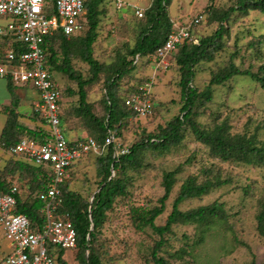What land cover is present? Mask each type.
I'll return each mask as SVG.
<instances>
[{"label":"rangeland","instance_id":"obj_1","mask_svg":"<svg viewBox=\"0 0 264 264\" xmlns=\"http://www.w3.org/2000/svg\"><path fill=\"white\" fill-rule=\"evenodd\" d=\"M123 1L126 5L122 9L117 8L116 0H104L100 5L104 11L94 43V56L101 63L113 62L119 50L125 52L126 46L134 43L137 33L135 26L145 16L139 17L132 5H138L145 12L152 2ZM235 2L236 0H172L169 12L172 19L180 21H188L194 15L204 13V20L195 30V35L201 38L212 35L218 29V22L211 20L212 12L227 9ZM11 19L12 17L0 16V24ZM224 25L227 31L222 39L223 47L213 60L201 62L196 67L193 84L200 91L209 84L214 72L228 66L232 56L241 70L257 72L263 62L257 57V51L264 50V13L256 10L249 11L248 14L236 12ZM5 50L6 47L0 45V57L4 56ZM177 52L176 50L169 55L168 66L158 70L154 78L152 112L145 118L131 116L124 120L120 130L112 131L117 151L130 148L147 134L156 133L159 126H166L181 113L183 99L179 85L180 72L176 64ZM72 64L85 78L90 76L89 65L80 58L72 57ZM154 76V56L143 59L133 72L121 80L119 95L127 99L130 94L140 92L144 84ZM54 77L62 90L63 111L71 115L65 119L67 135L71 139L95 137L71 109L76 104L78 95L69 94V90H78L76 82L59 72H54ZM105 79L106 75L102 74L97 82L88 87V99L99 116L105 113L102 100ZM213 88L212 100L198 106L196 120L200 125L210 128L215 122L226 120L233 133L257 130L259 139H264V90L260 84L246 75H237ZM16 96L19 99L18 105L14 100ZM39 101L40 94L32 86L15 83L11 90L8 80L0 79V135L8 117L6 110L30 113ZM44 125L47 130V123L44 122ZM143 156L141 168L128 170L126 194L117 197L113 208L107 212V219L97 242L102 252L103 264H154L152 250L160 237L149 226L137 228L132 211L134 208L158 205V199L164 194L163 173L181 164L183 166L177 175L178 182L166 202L165 211L157 217L156 224H164L181 183L188 176L199 173L203 167L212 168L214 173L220 172L222 178L230 179V183L202 197L186 199L179 208L187 211L215 201L223 202L227 218L215 225L193 256L184 254L182 258L171 255L180 250L188 251L187 242L194 240L197 228L195 225H174L173 231L165 235L166 241L159 254L170 264H264V237L259 234L256 220L259 202L264 199L263 168L232 161L224 162L211 157L208 148L196 140L190 128H186L183 141L169 152L163 154L149 150ZM18 159L23 158L12 155L0 145V170ZM96 159V155L89 154L70 170L67 180L69 190L81 193L90 201L101 180L97 173ZM23 174V180L19 181L15 177L12 182L20 187L25 196L30 192L27 186L29 178L25 172ZM7 176L11 181L10 174ZM203 178L204 175L201 174L200 179ZM8 246L0 228V264L10 251ZM77 250V247L65 250L63 259L67 264H79L75 257Z\"/></svg>","mask_w":264,"mask_h":264},{"label":"trees","instance_id":"obj_2","mask_svg":"<svg viewBox=\"0 0 264 264\" xmlns=\"http://www.w3.org/2000/svg\"><path fill=\"white\" fill-rule=\"evenodd\" d=\"M103 2L104 0L87 1L85 16L87 24L80 34L67 37L62 31H56L53 35L47 36L44 42L46 60L51 73L53 75L54 72L63 73L76 82L78 90L76 92L69 90V94L78 95V100L71 109L95 136L93 138L100 143L105 142L110 132L120 130L125 119L138 116L131 106L125 105L127 99L119 95L118 86L121 80L133 72L143 59L154 54L157 48L166 42L174 21L169 12L172 0H152L144 12V19L135 26L137 33L134 43L127 45L125 52L119 50L113 62L101 63L94 56V43L98 37L101 15L104 11L100 7ZM252 10L264 13V0H236L227 9H216L212 12L211 20L218 22V29L212 35L198 38V35H195V28L193 38L186 40L178 47L176 64L180 72L179 85L183 99L181 113L169 121L166 126H159L156 133L147 134L145 138L134 143L124 154L116 155L117 149L113 143L107 147L103 155H96L97 173L101 180L97 191L93 193L92 201L85 199L79 192L69 190L68 179L62 183L60 187L63 202L56 214L61 218L71 220L75 227L78 248L75 257L79 264H103L102 252L97 242L107 219V212L113 208L117 197L126 194L128 170L141 168L143 155L149 150L164 154L177 147L185 138L186 128H190L196 140L208 148L211 157L224 162L232 161L264 169V139H259L257 130L233 133L226 120L217 121L210 128L202 127L196 120L199 113L198 106L212 100L213 86L224 84L234 76L246 75L259 83L264 90V50L263 52L260 49L257 51V57L263 61L257 72L250 69L241 70L233 61L232 56L228 66L213 73L204 90L200 91L193 84L196 67L201 62L213 60L215 54L223 47L222 39L227 31L224 23L229 21L236 12L248 14ZM74 56L89 65V77L85 78L73 67L72 57ZM102 74L106 75L102 97L105 113L99 116L94 112L93 104L88 99V87L97 82ZM8 85L12 90L15 83L8 80ZM14 100L18 105L17 96ZM5 112L8 117L0 135V145L5 150L9 151L11 146L25 137L41 143L48 138V131L43 127L31 129L21 124L16 110ZM70 116L64 113L61 104L60 118L66 135L68 133L64 127L65 119ZM43 121L46 123L45 120ZM67 138L69 141H75L81 137L71 139L67 135ZM11 162L12 165L0 170V190L8 192L14 185L12 179L16 177L19 181L23 180V172H25L29 178L27 186L30 192L23 196L20 187L16 185L18 187L16 212L27 215L34 230L42 229L46 219L44 204L39 200L38 194L49 185L50 173L46 168L35 166L23 159ZM182 166L181 164L163 173L164 194L158 199V205L134 208L132 211L137 228L142 229L149 226L160 237L152 250L154 264H170L159 252L165 244V235L173 231L174 225H195L197 228L194 240L191 243L187 242L188 251L180 250L171 255L182 258L184 254L193 256L196 248L205 241L215 225L227 218L223 202L215 201L187 211L179 208V205L186 199L202 197L230 183V179L222 178L220 172L214 173L212 168L203 167L199 173L188 176L181 183L173 201L172 210L164 224H156L157 217L165 211L166 202L178 182L177 175L181 172ZM5 173L10 174L11 181ZM201 174L204 175L203 179H200ZM256 220L259 234L264 237V199L259 202ZM50 251L57 253L58 264H67L63 259L65 249H54L51 246Z\"/></svg>","mask_w":264,"mask_h":264},{"label":"built area","instance_id":"obj_3","mask_svg":"<svg viewBox=\"0 0 264 264\" xmlns=\"http://www.w3.org/2000/svg\"><path fill=\"white\" fill-rule=\"evenodd\" d=\"M87 1L0 0V16L12 17L7 23L0 24V45L6 47L4 56L0 57V79L32 86L39 92L40 101L34 110L46 121L49 134L42 143L22 138L9 148V152L35 166L46 168L51 177L47 188L38 194L44 204L46 219L42 229L34 230L30 218L16 212V185H12L8 192L0 190V228L10 248L1 264H58V255L51 253V246L65 250L77 247L72 221L56 214L63 202L60 186L68 179L73 166L85 156L103 155L114 143L115 134L112 132L103 143L91 136L69 141L60 118L62 90L46 60L44 42L47 36L62 31L71 37L85 29ZM116 5L122 9L126 4L123 0H116ZM132 7L139 17H143L144 11L138 5ZM205 16L199 13L188 21L175 19L166 42L148 57L154 56L155 76L144 84L140 92L131 94L126 100L138 117L145 118L152 112V86L158 70L166 68L169 55L193 38L194 29ZM126 152L128 149L116 150V155Z\"/></svg>","mask_w":264,"mask_h":264},{"label":"crops","instance_id":"obj_4","mask_svg":"<svg viewBox=\"0 0 264 264\" xmlns=\"http://www.w3.org/2000/svg\"><path fill=\"white\" fill-rule=\"evenodd\" d=\"M33 112H34V110L30 113H18L19 114V122L21 124H23L24 126H27L31 129H36V128L43 127V126L46 127L44 124H42L43 121L41 120L42 119L41 115L39 113H33ZM9 250H10V248H9ZM9 253H10V251H9Z\"/></svg>","mask_w":264,"mask_h":264},{"label":"water","instance_id":"obj_5","mask_svg":"<svg viewBox=\"0 0 264 264\" xmlns=\"http://www.w3.org/2000/svg\"><path fill=\"white\" fill-rule=\"evenodd\" d=\"M93 197H94V195L92 196L91 201H92Z\"/></svg>","mask_w":264,"mask_h":264}]
</instances>
